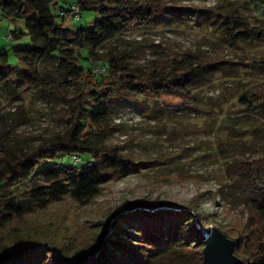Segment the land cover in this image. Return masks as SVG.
Wrapping results in <instances>:
<instances>
[{
	"label": "rangeland",
	"instance_id": "374dc122",
	"mask_svg": "<svg viewBox=\"0 0 264 264\" xmlns=\"http://www.w3.org/2000/svg\"><path fill=\"white\" fill-rule=\"evenodd\" d=\"M161 1L181 13L166 23L126 31L96 50L75 48V53L88 58L82 61L90 67L104 66V59L111 57L117 66L135 75L179 61L186 65L210 62L216 69L190 86L188 97L178 108L148 95L126 92L109 101L111 112L101 129L107 144L132 162L130 169L120 178L107 175L100 193L85 206H73L66 199L46 213L55 217L57 210L75 216L82 230L77 244L103 229L110 234L121 215L135 210L147 211L148 216L163 211L164 218L187 212L181 229L190 234L193 229L203 232L214 225L241 232L256 219L248 204L251 193L232 181L227 170L264 154V5L245 0ZM58 2L68 8L77 0ZM226 16L234 19L229 29L224 23ZM62 18L65 27L74 31L89 26L96 15L82 11L77 21ZM8 28L22 30L23 24L9 21L0 10V51L18 65L13 51L31 43L28 37L8 40ZM235 30L240 32L235 34ZM41 69L56 72V66L46 62ZM244 99L247 101L242 102ZM61 112L62 103L44 98L39 88H24L16 100L0 83V140L6 139L12 148L31 150L64 131L69 124ZM84 161L91 158L69 163L79 167ZM134 219L132 223L141 220ZM134 226L123 223L126 234L120 235L137 240L127 235L136 234L139 227ZM200 239L190 237L186 246L179 247L175 263L201 264ZM172 251L157 248L147 264H168Z\"/></svg>",
	"mask_w": 264,
	"mask_h": 264
},
{
	"label": "trees",
	"instance_id": "16d2710c",
	"mask_svg": "<svg viewBox=\"0 0 264 264\" xmlns=\"http://www.w3.org/2000/svg\"><path fill=\"white\" fill-rule=\"evenodd\" d=\"M245 2L264 5V0ZM76 4L81 17L82 11H89L96 18L89 26L69 31L60 15L66 10L69 16V10L58 0H0L5 17L23 24V31L10 30V41L28 37L31 43L28 48L13 51L18 65L0 51V83L16 100L24 88H39L44 98L62 103L61 115L69 124L31 150L12 148L9 141L0 140V264H147L160 247L173 250L168 264H176L179 247L186 246L190 237L200 239L209 229H193L191 234L182 231L181 221L188 218L187 212L172 213L169 218L162 216L163 211L150 216L144 210L127 212L114 222L110 234L100 230L83 244H77L82 230L75 216L57 210L55 217L46 213L66 199L73 206H85L100 193L107 175L120 178L130 169L132 162L117 147L107 144L101 129L115 95L144 94L178 108L188 97L190 86L216 69V64L186 65L179 61L156 67L149 74L135 75L109 57L101 65L105 71L97 74V66L83 62L89 59L78 56L75 48L96 50L131 29L171 21L181 11L161 0H77ZM225 19L229 29L234 19ZM239 32L235 30V34ZM45 62L55 65L56 72L43 71ZM73 156L79 158L77 162L83 157L91 161L75 167L69 163L74 162ZM232 167L227 172L232 181L248 188L252 196L248 204L256 219L241 232L214 227L235 240L233 252L242 264H264V154ZM134 218L141 220L132 223ZM123 223L139 227L136 234H127L137 240L120 235L126 234ZM198 253L202 256V248Z\"/></svg>",
	"mask_w": 264,
	"mask_h": 264
},
{
	"label": "water",
	"instance_id": "95a60500",
	"mask_svg": "<svg viewBox=\"0 0 264 264\" xmlns=\"http://www.w3.org/2000/svg\"><path fill=\"white\" fill-rule=\"evenodd\" d=\"M200 242L203 243L201 264H242L233 252L235 240L217 227L205 231Z\"/></svg>",
	"mask_w": 264,
	"mask_h": 264
},
{
	"label": "built area",
	"instance_id": "2783aa9c",
	"mask_svg": "<svg viewBox=\"0 0 264 264\" xmlns=\"http://www.w3.org/2000/svg\"><path fill=\"white\" fill-rule=\"evenodd\" d=\"M69 10V18L72 19V21H77L78 19H80L81 17V13H80V10H79V7L76 3H73L71 4L68 9ZM66 13L67 11L66 10H63L60 12V15L62 16H66ZM7 39L8 40H11V32H10V29L8 28V32H7ZM105 71V68L103 66H97L94 68V72H96L97 74H102L103 72ZM79 160L78 157H75L73 156V161L74 162H77Z\"/></svg>",
	"mask_w": 264,
	"mask_h": 264
}]
</instances>
